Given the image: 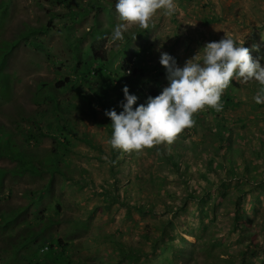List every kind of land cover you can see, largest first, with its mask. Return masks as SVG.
Instances as JSON below:
<instances>
[{
  "label": "rangeland",
  "instance_id": "rangeland-1",
  "mask_svg": "<svg viewBox=\"0 0 264 264\" xmlns=\"http://www.w3.org/2000/svg\"><path fill=\"white\" fill-rule=\"evenodd\" d=\"M68 1L0 0V54L9 57L0 64V127L22 149V131L38 129V141L31 139L29 147L38 143L39 156L53 142L38 132H51L57 105L72 145L66 149L71 174L82 176L84 168L94 183L80 186L47 170L2 176L0 212L27 206L26 193L51 178L39 208L53 219L35 223L28 207L16 223L0 227V264H24L26 251L11 247L40 227L32 246L44 238L70 245L52 264H123L119 245L135 252L128 264H264V104L253 100L258 82L232 80L222 93V109L197 111L171 144L114 149L104 115L106 109L121 110L124 85L137 104L145 103L143 82L157 67L164 72L159 91L167 86L157 47L183 65L204 43L227 34L244 40L253 57L264 56V0H174V15L157 10L148 30L132 25L124 41L111 39L120 22L115 0H99L109 10L97 17L94 0ZM94 46L105 60L94 58ZM131 66L138 68L134 76ZM155 83L152 78L149 85ZM15 164L9 153L0 157V167ZM43 249L33 262L53 260Z\"/></svg>",
  "mask_w": 264,
  "mask_h": 264
},
{
  "label": "clouds",
  "instance_id": "clouds-1",
  "mask_svg": "<svg viewBox=\"0 0 264 264\" xmlns=\"http://www.w3.org/2000/svg\"><path fill=\"white\" fill-rule=\"evenodd\" d=\"M114 7L120 22L112 29L113 41H124L132 25L148 30L157 10H163L165 16L176 12L174 0H115ZM136 34L132 35V40ZM156 50L168 84L155 96H148L146 91V102L140 104L136 103L138 97L129 92L127 85L122 87L121 110L117 112L111 108L104 112L111 121L109 144L114 149L129 151L162 142L171 144L183 128L194 123L193 115L197 111L205 106L216 111L222 109V93L232 80L239 84L258 82L260 87L253 100L264 104V65L261 64L264 56L253 57L244 46V40L225 34L218 41L204 43L183 65L168 52L160 51L159 47ZM8 58H4L3 65L8 63ZM67 78L57 83L63 84L69 80Z\"/></svg>",
  "mask_w": 264,
  "mask_h": 264
},
{
  "label": "trees",
  "instance_id": "trees-1",
  "mask_svg": "<svg viewBox=\"0 0 264 264\" xmlns=\"http://www.w3.org/2000/svg\"><path fill=\"white\" fill-rule=\"evenodd\" d=\"M68 3L70 5V0L68 1ZM93 3L95 4L94 6L97 7V12L95 13V17L99 15L102 9L105 8L106 10H109V8H107L102 3H100L99 0H94V2L92 1L91 5ZM84 7L85 6H83V8ZM69 12H72V11L70 10ZM137 31H140V30H137ZM136 33L138 34L140 32H136ZM93 51H94L93 53L94 58L96 55L100 59L105 60V57L103 55H100L99 50H97L96 46L93 47ZM2 54H4L3 51L0 55L1 57H5V55H2ZM3 63H4V58H0V64L3 65ZM137 70L138 68H135V66H131L128 69V71H130V74L132 76L137 74ZM163 73H164L163 70L157 67L155 68V74L152 76V78L156 79V83L153 85H149L152 78H149V79L147 78V80L143 82V85H145L146 87L144 89L147 91L148 96L149 95L155 96L160 93L159 91L160 90V87H159L160 79ZM47 96L50 97L51 101L55 102V104L58 103L57 98L53 93L51 94L48 93ZM53 108H54V113H52V115L50 116H53L52 119L55 123L52 122L49 126V130L51 132H46L44 130H40L38 132L39 135L41 136V139L44 136H48L52 139L53 143L51 147H49L43 154H40L39 156L35 154V149H37L39 145L38 143H36L31 148L29 147L30 145L29 143L31 139H36L38 141V139L36 138V133H35V131H37L38 129L33 130V128L31 127L30 130L28 131L27 130L22 131L23 142L26 139L25 144L27 145L25 148L22 149V146L18 142H16V140L11 139L9 137V131L8 130L6 131L5 128L0 127V157L9 153L11 154V158H14V160H16V164L11 168L0 167V178L4 176L5 174H7V172H10L15 175L23 174L25 172H28L32 175H36L38 173L40 174L43 170H47L51 174L54 173L55 171L59 172L62 175H64V177H68L69 181L74 182L80 186L82 185L88 186L94 183V180L91 177H89V174H88L89 171L84 170V168L80 170L82 176L76 177L71 174L72 173V162L69 160L67 156V152H66V149L72 147V145H70L71 143L69 142V138L67 136L68 130L66 129V125H65L66 123L62 124V122L59 120V117H61L62 115L60 113L59 107L57 105H53ZM41 120H42L41 117H39L37 119H34L33 123L36 126H39L41 123ZM105 126L108 127L109 130H112L109 123L105 124ZM40 129H41V126H40ZM80 139H84V138L82 137ZM83 141L92 143L90 139H84ZM213 159H214L213 157L212 158L210 157L209 159L210 164L212 163ZM50 183H51V178L48 180V182L43 187L36 189V190H30L29 192H27L26 197L29 198V202L27 206H22V205L17 206L11 212H8L7 210L1 211L0 212V227L6 228L16 223L21 213H24L28 207H30L31 211L35 215V218L33 220L31 219L32 221H35V223H38V222L42 223L45 219L44 217H47L46 219L48 222L52 221L53 216H47V215L41 216V212L39 208L42 196H44L45 194L47 195L50 189H52V186H50ZM105 191H106V188L103 187V192ZM190 197H192V199H195V200L196 199L201 200L198 195L191 194ZM39 213L40 215H38ZM42 229L43 227H40L39 229L30 230L28 237L25 240L18 242V243L15 242V244L12 245L13 247H11V249L15 253H18L20 249L22 248L26 251L27 255L25 256L23 260L24 264H31V263L43 264L42 262H40L39 259H36V261L33 262V257L38 254L40 249H43L44 245L48 247V250L46 251V253L49 254L48 257L53 259V260H47L48 258H46L45 264H52L53 262L55 263L57 262V260L63 259L64 256L66 255V251L70 245L67 243L66 240L63 241L62 238H58V239L52 238L49 241L44 238L39 246L37 247L32 246V244H35L34 240L37 238V236L42 231ZM56 247H59V249L56 250ZM119 250L121 254H123L124 257L127 259L126 262L123 264H128L132 260H134L135 252L132 249H130L128 246L119 245ZM79 264H95V263H79Z\"/></svg>",
  "mask_w": 264,
  "mask_h": 264
}]
</instances>
